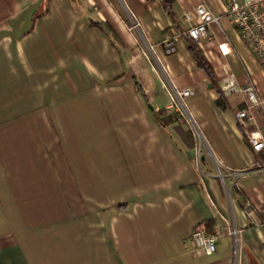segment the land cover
<instances>
[{"label":"crops","instance_id":"obj_1","mask_svg":"<svg viewBox=\"0 0 264 264\" xmlns=\"http://www.w3.org/2000/svg\"><path fill=\"white\" fill-rule=\"evenodd\" d=\"M201 1L220 20L193 40ZM224 10L0 0V264H264V161L235 117L246 96L220 87L231 72L264 101V68Z\"/></svg>","mask_w":264,"mask_h":264},{"label":"built area","instance_id":"obj_2","mask_svg":"<svg viewBox=\"0 0 264 264\" xmlns=\"http://www.w3.org/2000/svg\"><path fill=\"white\" fill-rule=\"evenodd\" d=\"M224 1L225 15L264 68V0ZM195 13L197 16L196 21L179 34L198 40L208 36L210 23H219L220 16L216 15L204 1L195 6ZM184 17L189 19L188 14H185ZM136 26H138V22H134L132 27ZM177 35L165 37L164 46L167 52L175 50ZM220 87L225 94L231 91H239L246 96L244 106L236 110L235 117L252 150L256 153L264 151V123L256 124L254 113V110L260 107L264 101L260 98L254 81L250 80L246 84L238 86L234 74L229 72L222 78ZM177 93L186 96L192 94L193 90L191 88H181ZM170 105L180 110V106L175 100H172ZM248 213L251 214L252 211L248 210ZM229 233L236 235L237 229L230 228ZM190 239L192 250L198 254H210L216 249L217 236L208 232L202 223L194 226Z\"/></svg>","mask_w":264,"mask_h":264},{"label":"trees","instance_id":"obj_3","mask_svg":"<svg viewBox=\"0 0 264 264\" xmlns=\"http://www.w3.org/2000/svg\"><path fill=\"white\" fill-rule=\"evenodd\" d=\"M167 1H169V0H167ZM194 56H195L196 60L198 61V64H199L201 67H203V69L206 71V73L208 74V76L210 77V79H211L212 81H214V80H213V76H212L211 69L209 68V66H208L207 62L204 60V58L199 54L198 51H196V52L194 53ZM214 84H215V83H214ZM218 91H219L220 96H221V95H222V91L219 89V87H218ZM218 102H219V100H218ZM175 118H176L175 115H174V118L169 117V118H168V121H172V120H174ZM161 122H164V121L162 120ZM259 160L264 161V151L259 152Z\"/></svg>","mask_w":264,"mask_h":264}]
</instances>
